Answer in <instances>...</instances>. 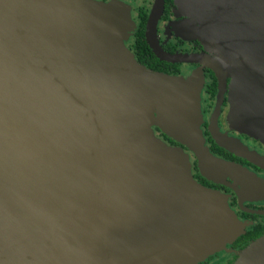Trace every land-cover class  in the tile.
I'll return each mask as SVG.
<instances>
[{
  "label": "water",
  "instance_id": "water-1",
  "mask_svg": "<svg viewBox=\"0 0 264 264\" xmlns=\"http://www.w3.org/2000/svg\"><path fill=\"white\" fill-rule=\"evenodd\" d=\"M174 2L185 16L177 34L211 54L162 47L164 0L145 25L152 53L210 68L216 110L230 77L231 124L264 142V0ZM134 29L119 0H0V264H195L243 232L225 223L224 195L196 182L187 153L152 128L193 151L213 181L209 166L254 176L205 146L203 78L139 63L124 44ZM249 244L232 264H264V234Z\"/></svg>",
  "mask_w": 264,
  "mask_h": 264
},
{
  "label": "flooded vegetation",
  "instance_id": "flooded-vegetation-1",
  "mask_svg": "<svg viewBox=\"0 0 264 264\" xmlns=\"http://www.w3.org/2000/svg\"><path fill=\"white\" fill-rule=\"evenodd\" d=\"M109 1V0H101ZM128 6H130L131 17L135 22V29L141 21L142 15L145 14L144 30L148 19L149 12L153 5L154 0H122ZM176 4L174 0H169L168 3L164 0V7L162 14L157 22V35L162 47L170 52H191V53H207L203 44L196 39H183L180 36H175L172 23L181 22L185 19V16L175 15ZM134 29V31H135ZM162 34H164L162 36ZM134 33L132 34V36ZM131 36V41L126 42V46L132 51L134 57L136 55L134 50V38ZM167 38V41L164 40ZM136 58V57H135ZM178 72L169 73L177 75L178 77H186L192 72L198 73L203 78V85L200 91V111L201 120L199 122L200 134L203 138L205 146L208 148L211 154L214 156L229 162H233L248 169L254 174L256 186L249 188L245 182L237 176H233L227 173H211L212 167L204 169L209 175L215 178L216 181L209 179L202 174L199 166V161L187 146L175 141L161 131L157 126H153L154 132L163 142L172 146L181 147L188 155L190 163V171L193 179L200 185L205 186L208 189L217 190L222 193L228 203V207L233 211L235 217L240 221L244 227L243 232L236 235V237L230 242L229 250H242L250 242L255 240L264 234V167L256 165L248 159L236 155L224 147L217 144L213 138L212 131L217 129L223 134L227 135L233 141H239L250 150L256 151L260 155L264 156V142L254 138L247 133L240 131L239 129L231 126L229 120V112L231 108L230 92H231V78L226 77L224 89L222 91V102L216 110V102L219 93V83L215 73L208 67L195 64V63H178ZM211 169V170H210ZM259 232V236L255 237H241V240L237 241V238L248 232ZM247 239V241H246ZM236 256L233 254L229 257H223L222 260H217L214 264H231L235 260ZM208 260V259H207ZM206 262V261H205Z\"/></svg>",
  "mask_w": 264,
  "mask_h": 264
},
{
  "label": "trees",
  "instance_id": "trees-1",
  "mask_svg": "<svg viewBox=\"0 0 264 264\" xmlns=\"http://www.w3.org/2000/svg\"><path fill=\"white\" fill-rule=\"evenodd\" d=\"M169 0H165L166 3H168ZM145 14L142 15L141 21L138 24V26L135 29L133 38H134V50H135V57L136 60L145 65L146 67L157 70V71H162L166 73H177L179 64L178 63H170L167 61H163L158 59L151 51L149 46L147 45L145 38H144V20H145ZM245 235H248L247 237H257L260 235L259 232H248L244 235H241L240 237L237 238V241L241 240V237H244ZM247 241V239H246Z\"/></svg>",
  "mask_w": 264,
  "mask_h": 264
},
{
  "label": "rangeland",
  "instance_id": "rangeland-1",
  "mask_svg": "<svg viewBox=\"0 0 264 264\" xmlns=\"http://www.w3.org/2000/svg\"><path fill=\"white\" fill-rule=\"evenodd\" d=\"M99 1V0H98ZM110 1V0H109ZM121 3H123V4H126L125 2H123L122 0H119ZM175 3V2H174ZM130 7V6H129ZM176 7V10H175V15L176 16H180V14L178 13V12H176L177 11V6H175ZM130 17H131V13H130ZM131 19H132V17H131ZM132 21H133V24H134V26H135V22H134V20L132 19ZM172 27H173V30H174V33H175V36H179L177 33L179 32V24L176 22V23H172ZM164 34H162V36H163ZM131 36H132V34L131 35H129V37L125 40V42H124V44H125V46H126V42L128 41V40H130L131 41ZM133 37V36H132ZM181 37V36H180ZM184 39V38H183ZM188 39H196V38H188ZM196 40H198V39H196ZM167 41V38L164 40V42H166ZM127 47V46H126ZM128 48V47H127ZM205 48V47H204ZM129 49V48H128ZM130 50V49H129ZM206 50V49H205ZM131 51V50H130ZM132 52V51H131ZM210 52V51H209ZM154 126V125H153ZM153 126H152V128H153ZM231 126H233L232 124H231ZM234 127V126H233ZM153 131H154V129H153ZM154 134H155V132H154ZM155 136H156V134H155ZM225 197V196H224ZM226 198V197H225ZM225 202L226 203V213H227V215L224 217V221H225V223L227 224V226L228 227H233L232 229L233 230H235L236 229V231H240V230H244L246 227H244L243 226V224L240 222V221H238L237 220V218L235 217V215H234V213H233V211L228 207V203H227V199L225 200V199H222V202ZM225 224L223 225V229H226V227H227ZM239 227H241V229L239 228ZM229 230H231L230 228H228V229H226V232H229ZM229 244H230V242L228 241V242H225L222 246H220L215 252H213L212 254H210L209 256H207L206 258H204V259H202V260H200V261H198V262H196L195 264H214V262L215 261H217V260H222L223 259V257H229V256H232L233 254L236 256V258H235V260L232 262V263H234L237 259H238V257H239V255H240V253L242 252V250H238V251H235V250H229ZM250 245V244H249ZM208 259V260H207ZM206 261V262H205ZM231 263V264H232Z\"/></svg>",
  "mask_w": 264,
  "mask_h": 264
},
{
  "label": "bare ground",
  "instance_id": "bare-ground-1",
  "mask_svg": "<svg viewBox=\"0 0 264 264\" xmlns=\"http://www.w3.org/2000/svg\"><path fill=\"white\" fill-rule=\"evenodd\" d=\"M249 188H254L256 186V181L254 179V176L252 174L248 175L246 173H242V175L239 176Z\"/></svg>",
  "mask_w": 264,
  "mask_h": 264
}]
</instances>
